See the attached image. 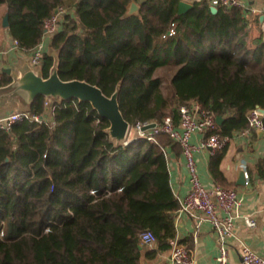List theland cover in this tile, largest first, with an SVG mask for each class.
I'll return each mask as SVG.
<instances>
[{
	"label": "trees",
	"instance_id": "16d2710c",
	"mask_svg": "<svg viewBox=\"0 0 264 264\" xmlns=\"http://www.w3.org/2000/svg\"><path fill=\"white\" fill-rule=\"evenodd\" d=\"M131 1L0 5L25 51L42 39L54 10L65 8L49 40L59 77L84 79L107 95L119 83V107L131 125L167 114L178 124L179 106L196 101L222 117L221 135L246 127L248 112L264 107V40L247 47L243 8L215 4L212 12L209 0H199L178 14L180 0H143L137 14H127ZM51 51L39 63L45 77ZM160 68L174 69L167 83ZM9 81L2 73L0 85ZM28 113L0 127V264H139L170 250L179 204L165 153L169 136L115 145L108 120L76 98L55 103L48 115L38 95ZM224 149L211 155L216 180ZM145 231L155 236L152 248L140 242Z\"/></svg>",
	"mask_w": 264,
	"mask_h": 264
},
{
	"label": "crops",
	"instance_id": "0c3cea01",
	"mask_svg": "<svg viewBox=\"0 0 264 264\" xmlns=\"http://www.w3.org/2000/svg\"><path fill=\"white\" fill-rule=\"evenodd\" d=\"M141 1L143 0H137L138 3ZM184 1L193 4L199 0ZM3 5L0 7V69H11L10 73L2 71L10 77L11 81L12 75H18L25 64L34 70L40 69V67L32 65L31 50L25 51L17 47L8 27L2 24V17L7 12L6 5ZM240 5L244 10L242 24L247 32L246 45L253 50L256 47V39L264 40V0H240ZM45 42L47 51H51L49 39ZM46 109L48 113L50 110L47 107ZM19 110L24 109L17 104L5 105L0 107V117ZM262 131L263 133H259L258 129H255L248 136H242L238 131L231 134L218 164V180L210 171L209 164L212 155L210 150L198 148L194 152L196 170L203 186L211 189L215 184H220L227 188H234L240 199L237 208L238 216L234 219V235L227 239L228 264H242L239 251L241 243L247 244L253 251L264 257V130ZM200 138L201 133L196 132L190 137V141L198 144ZM165 153L170 184L178 200L186 195L190 186L185 159L179 145L174 141L166 145ZM242 171L245 177L243 183L239 180ZM245 215H249L255 220L253 227H249L245 223ZM174 223L175 238L190 249L193 264H217L216 236L208 221L197 220L186 213L176 211ZM153 246L154 244L147 247L152 248ZM169 255L170 250L158 253L153 258L143 256L139 264H169Z\"/></svg>",
	"mask_w": 264,
	"mask_h": 264
},
{
	"label": "built area",
	"instance_id": "2783aa9c",
	"mask_svg": "<svg viewBox=\"0 0 264 264\" xmlns=\"http://www.w3.org/2000/svg\"><path fill=\"white\" fill-rule=\"evenodd\" d=\"M211 5L220 4L226 7L241 6L240 0H210ZM57 13H53L44 21V33L42 39L31 49L30 61L32 65L38 66L44 52L47 51L46 40L58 30L61 18L66 12L63 7L57 8ZM174 33L173 25L169 28L168 34ZM16 44V41H14ZM0 69V80L2 77ZM52 110L48 114H52ZM180 118L178 124L173 122L170 115H165L159 121H143L130 124L126 139L123 144H128L132 140L142 139L155 142L159 134H166L176 142L185 159V167L189 175V190L186 195L178 199V213H186L197 220L208 221L216 236L218 253L216 255L217 264H228L227 239L234 235V219L238 216L237 208L240 204L237 190L227 188L220 184H215L211 189H207L201 183L194 159V152L198 148H208L211 154L226 147L231 135H221L215 115L204 109L196 101L183 103L179 106ZM26 110L12 111L9 115L0 117V127L8 130L15 120L28 117ZM263 114L257 107L251 109L247 114L248 124L239 130L242 136H248L255 129L264 130L262 120ZM34 119L41 121L42 118L34 116ZM153 127L145 128L150 123ZM201 133L198 144L190 141V137L196 133ZM245 223L249 227L255 225V220L249 216H244ZM142 245L151 246L155 242V236L150 231H145L140 237ZM242 264H264V257L253 251L247 244L241 243L239 247ZM169 264H193L190 249L176 238L171 240Z\"/></svg>",
	"mask_w": 264,
	"mask_h": 264
},
{
	"label": "water",
	"instance_id": "95a60500",
	"mask_svg": "<svg viewBox=\"0 0 264 264\" xmlns=\"http://www.w3.org/2000/svg\"><path fill=\"white\" fill-rule=\"evenodd\" d=\"M192 7L191 3L180 0L178 3L177 13L181 14ZM212 12L217 11L215 5H211ZM57 8L54 13H57ZM127 14H137L139 12V3L132 0L126 8ZM2 24L8 27V12L2 17ZM53 63L50 67L48 76H43L40 69L34 70L28 64L20 69L18 75H12V80L6 85L0 86V107L5 105L17 104L27 112L33 100L42 95L45 97L46 107L48 110L54 108V104L65 100L76 98L78 101H87L99 116L108 120L109 125L105 129L109 138L115 145H121L126 139L129 122L121 113L118 95L119 83L114 91L107 95L96 84H92L84 79L63 80L58 74V54L56 51L51 52ZM2 71L10 73V68H2ZM258 110L264 115V107L257 106ZM216 122L220 125L221 116H215ZM150 123L145 128L153 127ZM258 132L263 133L258 129ZM239 180L245 182L243 171L240 173Z\"/></svg>",
	"mask_w": 264,
	"mask_h": 264
},
{
	"label": "rangeland",
	"instance_id": "374dc122",
	"mask_svg": "<svg viewBox=\"0 0 264 264\" xmlns=\"http://www.w3.org/2000/svg\"><path fill=\"white\" fill-rule=\"evenodd\" d=\"M3 4L0 5V7ZM4 6V5H3ZM174 72V69H169V68H160L158 70V74L162 75L163 80L165 83H167L168 79H170V77L172 76V73ZM46 102V101H45Z\"/></svg>",
	"mask_w": 264,
	"mask_h": 264
}]
</instances>
